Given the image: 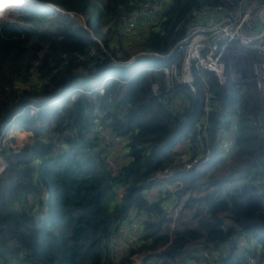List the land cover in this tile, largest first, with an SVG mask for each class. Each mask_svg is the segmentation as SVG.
I'll use <instances>...</instances> for the list:
<instances>
[{
    "label": "trees",
    "instance_id": "trees-1",
    "mask_svg": "<svg viewBox=\"0 0 264 264\" xmlns=\"http://www.w3.org/2000/svg\"><path fill=\"white\" fill-rule=\"evenodd\" d=\"M37 1L57 9L0 26V133L33 137L0 142V264H264L259 94L208 72L195 93L179 75L193 14L224 0H163L134 37L117 23L160 0Z\"/></svg>",
    "mask_w": 264,
    "mask_h": 264
},
{
    "label": "built area",
    "instance_id": "built-area-1",
    "mask_svg": "<svg viewBox=\"0 0 264 264\" xmlns=\"http://www.w3.org/2000/svg\"><path fill=\"white\" fill-rule=\"evenodd\" d=\"M162 4L163 0L147 2L138 14L155 20ZM193 18L187 36L177 46V52L183 55L182 72L179 74L182 81L195 93L196 76H204L206 72L213 74L223 86L230 83L254 84L264 117V0H224L219 6L199 9ZM175 66L165 68V73L177 74ZM215 105L208 98L205 112L209 115ZM103 135L108 142L111 141L106 132L103 131ZM0 136L4 137L3 132ZM0 142L2 144V138ZM231 145L232 140H228L221 144L219 151L227 155ZM2 151L0 147V174L7 167ZM196 169L199 170V166ZM162 175L159 174L157 179L167 178V175ZM159 183L157 185L162 184V188L170 185L169 181Z\"/></svg>",
    "mask_w": 264,
    "mask_h": 264
},
{
    "label": "rangeland",
    "instance_id": "rangeland-1",
    "mask_svg": "<svg viewBox=\"0 0 264 264\" xmlns=\"http://www.w3.org/2000/svg\"><path fill=\"white\" fill-rule=\"evenodd\" d=\"M14 6H15L14 4L13 5L11 4L8 6H2L0 8V26H3L5 23L10 22V21L19 20L18 18H20L22 16L23 9L22 10L16 9ZM44 6H45V8H49V9L54 8L55 9L54 6L53 7L48 6V5L47 6L44 5ZM59 14L64 15L65 17H71V18L73 17L72 19H74L77 23H79L82 26L87 27V21H86L87 19L86 18H80V17H77L73 14H69L66 12H59ZM147 21H148V19L145 18V16H141V15L137 14L134 17L125 18L121 23L118 22L117 24L119 25L118 27L124 29L125 34L128 37H134L138 30H144L147 27ZM137 49H138V47H137ZM137 49L130 47V48L126 49L125 52L132 53L133 55H137V56H140V55L142 56L144 53H139L140 50L137 51ZM131 64H133V63L130 62L127 64L118 65V66L127 67ZM110 78H111V76L104 78L103 80H101V84H105ZM95 81H96V84H98L97 89H102V85H100V83H99L100 80L96 79ZM76 90H79V89H76ZM3 134H4V137L0 136V138H2V146L3 147H8V148L13 147L14 149L19 151V150L25 149L28 146L33 145L32 134L30 132L22 130V128L19 126L11 128L7 132L3 131ZM13 138L15 140L11 141ZM186 148H187L186 145H180L177 152L181 153L182 156L184 157V155H186V153L188 152V150H186ZM162 176L164 177V175H162ZM182 222H184V221H182ZM198 246H201V245H198ZM143 256L144 255L138 256V257L134 256L133 257V264H143V262H144V258H142Z\"/></svg>",
    "mask_w": 264,
    "mask_h": 264
},
{
    "label": "bare ground",
    "instance_id": "bare-ground-1",
    "mask_svg": "<svg viewBox=\"0 0 264 264\" xmlns=\"http://www.w3.org/2000/svg\"><path fill=\"white\" fill-rule=\"evenodd\" d=\"M15 5L16 9H22L26 7H44L43 5H37L36 0H0V8L2 6ZM52 6V5H49ZM49 9V8H48ZM165 179V178H163Z\"/></svg>",
    "mask_w": 264,
    "mask_h": 264
},
{
    "label": "clouds",
    "instance_id": "clouds-1",
    "mask_svg": "<svg viewBox=\"0 0 264 264\" xmlns=\"http://www.w3.org/2000/svg\"><path fill=\"white\" fill-rule=\"evenodd\" d=\"M36 4H37V5H40V4H38L37 2H36ZM44 5H46V6L48 5V6H49V5H52V4H45V3H44L43 6H44ZM52 6H54V5H52ZM54 7H55V6H54ZM22 9H23V10H25V9H42V10H47V11H56L57 8L55 7V9H54V8H50V9H48V8H45V6H44V7L41 6V7H26V8H22ZM22 9H21V10H22ZM134 62H135V59L132 61V63H134ZM178 146H179V145H178ZM178 146H176V147H178ZM215 158H216V157H211L210 160H208V161H204L203 163L199 164V165H198L199 168L201 169V168L203 167L204 163H208V162H212V161H214ZM207 159H208V158H207ZM207 159H206V160H207ZM209 164H210V163H209Z\"/></svg>",
    "mask_w": 264,
    "mask_h": 264
},
{
    "label": "water",
    "instance_id": "water-1",
    "mask_svg": "<svg viewBox=\"0 0 264 264\" xmlns=\"http://www.w3.org/2000/svg\"><path fill=\"white\" fill-rule=\"evenodd\" d=\"M36 2H37L38 4H40V5H43V4H44V3L40 2V1H37V0H36Z\"/></svg>",
    "mask_w": 264,
    "mask_h": 264
}]
</instances>
